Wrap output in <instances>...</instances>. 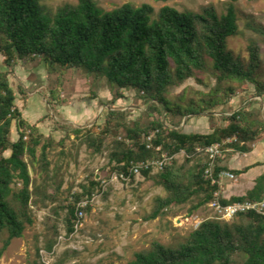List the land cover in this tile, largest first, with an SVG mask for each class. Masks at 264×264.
Listing matches in <instances>:
<instances>
[{
    "label": "trees",
    "instance_id": "16d2710c",
    "mask_svg": "<svg viewBox=\"0 0 264 264\" xmlns=\"http://www.w3.org/2000/svg\"><path fill=\"white\" fill-rule=\"evenodd\" d=\"M44 1L0 0V51L5 67L0 70V257L13 239L24 235L28 224H34L33 205L47 206L49 201L58 200L57 192L50 193L45 185L36 184L26 160L29 156L33 162L41 147V169L49 177L48 151L56 141L46 138L36 124H31L17 104L10 75L20 62L41 58L49 71L77 68L88 76L106 78L115 92L113 102L123 96L124 90L134 91L151 103L150 110L165 112L166 118L213 113L216 107L227 105L244 91L245 87H238L244 84L255 85L257 95H264L261 44L256 40L249 44L247 62L228 48L229 37L240 33L234 4L238 0H228L225 12L213 4L199 11L166 4L156 12L150 3H125L105 10L96 0H78L77 4H65L52 11ZM248 26L264 36L263 24L252 22ZM209 67L216 84L208 91L185 87L176 98L171 97L172 88L190 78L203 82L199 73ZM127 115L110 108L103 126L93 123L84 131H74L83 133L91 155L104 150L111 134L125 131L124 137L114 138L109 157L114 173H125L131 178L136 176L130 172L134 162L185 152V164H189L200 153L198 149L215 143H221L225 151L233 148L249 152L264 134V119L250 103L228 115L227 123L217 125L210 133L185 132L168 126L164 118L154 119L148 126L131 125ZM14 128L18 132L16 140L12 136ZM229 138L236 140L225 143ZM208 162L207 159L199 165L187 183L182 180L184 165L168 163L161 169L160 177L168 195L158 198L150 218L165 215L172 205L192 199L196 202L191 213L209 204L220 186L206 178ZM225 169L218 165L215 175L218 177ZM154 170L145 169L142 173L150 176ZM101 189L102 180L92 175L81 184V190L70 193L59 204L60 209L67 210L68 235L77 231L80 202L90 201ZM263 197L261 176L245 195L221 200L231 204ZM90 208L87 205L82 209L86 212ZM55 245L56 240L52 239L47 249L52 251ZM238 255L244 257V264H264L263 214L250 210L238 213L232 220L206 219L176 245L155 240L148 250L136 252L126 264H235Z\"/></svg>",
    "mask_w": 264,
    "mask_h": 264
},
{
    "label": "rangeland",
    "instance_id": "374dc122",
    "mask_svg": "<svg viewBox=\"0 0 264 264\" xmlns=\"http://www.w3.org/2000/svg\"><path fill=\"white\" fill-rule=\"evenodd\" d=\"M105 10H112L125 3L141 6L152 4L156 12L166 5H172L180 10L199 11L203 6L213 4L220 12L227 10L228 0H96ZM44 3L52 11L65 4H77L78 0H45ZM239 16L240 33L229 37L228 48L246 62L249 59L248 46L256 40L262 46L264 57V36L253 31L248 23L264 25V0H238L234 3ZM0 51V70L4 57ZM203 82L196 78L188 79L184 84L173 87L171 97L177 95L185 87L208 91L216 84L212 68L199 73ZM264 80V72L261 76ZM10 80L17 93V104L24 117L31 121L43 118V129L54 132L56 143L48 151L50 176L46 178L41 169L40 156L42 149L38 148L37 158L30 162V172L36 184H43L50 193L57 192L58 200L49 201L47 206L33 205L34 224H28L24 235L13 239L11 245L0 257V264H126L134 259L136 252L148 250L155 240L166 245H176L196 228V222L219 218L214 208L203 205L194 213L190 212L196 199L181 205H172L165 215L150 218L159 197H166L168 191L163 185L160 170L155 169L150 176L136 175L128 180L114 178L110 164V152L113 149L115 137L122 138L125 131L111 134L104 150L96 155L88 152L83 133H73L75 128L84 131L93 123L103 126L110 108L128 113L131 125L148 126L154 119H166L168 126H177L185 132H201L227 123L226 106H218L215 113L173 117L165 112L150 110V102L134 91L124 90L123 96L113 102L115 92H112L106 78L97 79L88 76L82 69L63 68L49 71L41 58L34 61L20 62L11 72ZM237 96H257L253 84L238 86ZM54 90V93L52 91ZM193 90L191 93L193 94ZM97 94V96L95 95ZM195 95V94H194ZM252 102H260L258 99ZM95 104L99 109L98 118L80 117L77 125L65 121L63 115L72 116L85 106ZM62 105H65L62 107ZM62 108V109H60ZM258 116L264 119V105L253 107ZM67 112V113H66ZM59 129V132H55ZM13 139L18 138L16 128ZM53 137V135H51ZM152 137V136H151ZM52 139V138H51ZM10 151L7 152L9 154ZM185 152L172 156L171 164L185 166L183 181L190 180L203 162L208 158L200 151L189 164H185ZM222 160V159H221ZM218 165H220V161ZM190 170V171H189ZM102 180V189L96 192L85 212L83 225L72 235L67 234L65 218L67 210L60 209L59 204L70 193L81 190V184L87 183L90 176ZM233 180L223 177V183ZM60 185V188L58 186ZM45 189V188H44ZM43 195V194H42ZM56 240L52 251L47 249L49 241ZM3 241L0 240V249ZM235 264H244L243 256H236Z\"/></svg>",
    "mask_w": 264,
    "mask_h": 264
},
{
    "label": "crops",
    "instance_id": "0c3cea01",
    "mask_svg": "<svg viewBox=\"0 0 264 264\" xmlns=\"http://www.w3.org/2000/svg\"><path fill=\"white\" fill-rule=\"evenodd\" d=\"M1 57L3 58L2 54ZM1 64L3 65V60ZM254 99H258L260 102H252V100ZM247 103L251 104V108L258 107L260 103L264 105V95L245 96L244 94H242V96H236L232 98L230 103L226 106L227 113L232 114ZM94 105L95 104H91L85 106L84 110L82 108L79 111L72 112V116L63 115L65 118L63 120L68 121L69 123L73 124V126H75L77 125L78 121H80L79 116H83L89 119H97L99 117L98 114L100 112L99 109L94 107ZM63 106L65 105H62V107ZM28 121L31 123L30 120ZM31 124H36L46 138H55L57 140L59 139L57 138V136H55L54 132H52L51 134V131L46 132L43 129V126L47 127L46 124H44L43 122V118H40L37 121H32ZM55 130H57L55 132H59V129L55 128ZM213 130L214 128L210 127V130L201 132L210 133ZM73 133L76 132L74 131ZM51 135H53V137ZM220 166L226 168L225 170L227 171L234 172L237 176V179L228 181L226 184L223 183L225 187L224 195L228 198L232 196L245 195L249 190L253 189L256 186L257 180L261 176H264V134L261 139L255 141L252 144V149L249 152H241L233 148L228 149L225 154V157L220 161Z\"/></svg>",
    "mask_w": 264,
    "mask_h": 264
},
{
    "label": "built area",
    "instance_id": "2783aa9c",
    "mask_svg": "<svg viewBox=\"0 0 264 264\" xmlns=\"http://www.w3.org/2000/svg\"><path fill=\"white\" fill-rule=\"evenodd\" d=\"M152 137L150 136L149 139ZM236 138H229L225 143H231ZM221 143H215L211 146H208L205 149H198L199 151H204L208 156V165L205 168V176L207 179L211 180L213 184H219L220 188L215 192V198L209 203V205L214 208L218 217L224 220H232L238 213L247 212L254 210L257 213L264 215V197L261 200L256 201H246V202H235L231 204H223L221 198L226 197L224 195L225 187L223 185V177L228 176L232 179H237V176L234 172L227 170H221L218 173V177L215 175L216 167L218 166V161L225 157L227 151L222 147ZM172 156L165 155L162 159H153V160H142L134 162L130 168V172L135 175L142 174V171L145 169H163L168 163H170ZM114 178L128 180L130 176H127L125 173H114ZM89 200H84L80 202L78 212H77V222L76 230H78L83 225V218L85 212L82 209L87 206ZM196 228L199 227L201 222H196Z\"/></svg>",
    "mask_w": 264,
    "mask_h": 264
}]
</instances>
